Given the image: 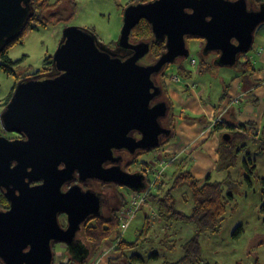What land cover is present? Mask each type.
Segmentation results:
<instances>
[{"label": "water", "instance_id": "obj_1", "mask_svg": "<svg viewBox=\"0 0 264 264\" xmlns=\"http://www.w3.org/2000/svg\"><path fill=\"white\" fill-rule=\"evenodd\" d=\"M30 13L31 0H0V50L21 34ZM141 18L155 39L165 41L164 51L148 64L140 60L149 54L150 41L129 40ZM263 22L264 5L249 8L247 0L140 1L125 8L115 45L130 50L126 56L101 44L91 30L65 28L52 55L58 74L19 80L2 114L4 128L26 138L0 137V187L10 202L0 210L1 263L52 264L53 243L86 254L71 243L82 224L101 214L99 197L78 185L62 190L63 184L77 171L81 181L145 188L144 174L122 170L114 151H149L169 134L159 122L167 103L150 105L162 91L152 76L189 56L188 38L202 40L204 53L216 52L219 64L233 66L250 50ZM59 214L66 217L65 227Z\"/></svg>", "mask_w": 264, "mask_h": 264}, {"label": "rangeland", "instance_id": "obj_2", "mask_svg": "<svg viewBox=\"0 0 264 264\" xmlns=\"http://www.w3.org/2000/svg\"><path fill=\"white\" fill-rule=\"evenodd\" d=\"M54 1L55 0H49V3H53ZM129 1L130 0H74V13L71 17L49 22L46 25L32 22L34 25L33 28L25 30L17 40L7 46L6 54L14 63L9 65L12 71L10 74L5 72L0 66V112L3 109L5 98L12 90L16 81L24 76L34 74L37 70L42 68L44 59L54 54L63 37L65 28L68 26H78L91 30L97 36L99 42L108 47L117 45L123 24L124 10L129 5ZM247 1L249 6L251 2L249 0ZM252 6L255 8L254 5ZM59 7L61 8L60 13L62 15H68L70 13L71 9H69L68 0H62ZM132 42L135 43V41ZM186 43L189 56L185 58V62L188 71L191 72L187 75L180 73L176 65L182 59H177L174 63L164 68L162 80L159 73L153 76L156 83L163 89V97L166 95L164 90L165 86L167 92L166 96L171 101L172 105L169 104L172 107L171 111L175 120V137L157 148V156L159 158L161 156L162 159H165V161L161 160L164 163L162 162L160 165L162 172H166L165 178L169 176L171 178L175 169L178 168L179 164H182L181 162L184 159L183 156H178L174 160L171 155L170 158H172L174 162L168 165L166 163V158H163L161 154V152L165 153L168 145L176 141V130L179 121L191 120L200 124H205L207 120L209 121L212 119L213 113L215 116L218 114L219 110L222 109V104L228 103L229 99L233 98V96L242 89V83L237 84L242 80L239 75L240 72L236 67L219 64L217 62L218 55L216 52L202 53L204 44L200 47L199 39L188 38ZM261 52L264 53V22L255 29L252 47L245 54L252 64H254L255 68L251 79L260 84L250 87V91H245L242 99L243 102L239 104V107H234V115L236 114V118H239L238 110L240 109L242 114H246L248 106L256 99L254 106H261V108L258 109V107H254L253 114L256 115L255 120L258 121L259 124L264 125V62L256 60L259 58L258 54ZM244 57L245 56H242L240 59L242 60ZM251 57H254L253 60ZM201 59L207 63V67H203V69L199 71ZM151 61L153 60L147 56L140 60V62L144 64ZM257 71L259 75H257ZM176 76H178L180 80ZM172 78L176 79L178 82ZM186 83L193 89L186 87ZM234 88H237V91H235ZM197 90H202L203 95L199 96ZM204 107L210 108L209 114L202 112L203 109H207ZM210 114H212V116L208 119L207 116ZM188 117H195L197 120H192ZM252 131V138L257 140L255 132L258 131H253L254 133ZM198 132L199 130L197 127H194V134ZM223 132L227 131L219 130L215 131L213 134L217 139V144L215 145L216 151ZM210 147L204 144V146L197 151L203 158L202 164L205 169L202 168V170L204 175L195 174L198 178L194 174L193 175L200 181L205 180V178L209 176L212 181L222 183L224 193L226 195L228 193L231 194L232 199L227 204V212L219 227V232L214 234L203 233L199 237L202 258L201 264H255L256 262L258 264H264V214L260 212V205L264 200V192H262L261 181L259 180L260 177L264 178V151L257 150L256 145L248 144L249 159L256 166V173L253 175L243 167V160L246 159V155L245 153L241 154V152L237 155L238 161H236L235 166L219 170L217 167L218 154L217 158H215ZM205 151L207 152L205 153ZM153 152L152 150L141 154L137 163L139 164L140 160H152L154 157L152 158L150 156ZM203 152L205 154H203ZM194 165H199L197 158L190 162L188 169L192 170ZM182 167H184L183 164ZM170 178L165 189L170 185ZM116 190L122 192L127 191V189L120 186H117ZM102 196L107 199V202L103 205L101 215L102 217H106L109 211L118 205L120 194H115V189L111 186L105 188V193H102ZM175 197L176 207L185 213H190L192 200L189 191L182 188L175 192ZM145 215L154 218L149 232L150 240L139 245L132 250V252L140 254L144 258V264H160L163 260L174 261L181 257V244L191 237L194 226L188 224L169 225L164 222L161 223L157 220L154 204L150 202L137 211L129 226L122 232V239L132 241L136 237V233L143 224ZM178 226H181L182 229H179ZM238 227H241L240 232ZM177 228L179 232L176 231ZM108 244H113L112 239L104 240L101 248L95 255L102 252ZM170 244H175L174 248L170 249ZM64 248L65 246L62 244H56L54 247L56 251H63ZM66 249L68 248L66 247L64 252ZM152 253H156L157 257L150 256ZM86 254L87 261H91L94 256H88V252ZM111 255H113V252ZM58 256L57 254L55 261H58ZM72 256L77 258L78 255L72 253ZM74 263L77 264L76 262Z\"/></svg>", "mask_w": 264, "mask_h": 264}, {"label": "trees", "instance_id": "obj_3", "mask_svg": "<svg viewBox=\"0 0 264 264\" xmlns=\"http://www.w3.org/2000/svg\"><path fill=\"white\" fill-rule=\"evenodd\" d=\"M61 1L62 0H55L53 3H49V0H31V13L27 21L24 23L20 35H22L25 30L33 28V23L46 25L49 22H55L59 19H67L71 17L74 13V0H68L69 9H71L68 15H62L60 13L61 8L59 7V4ZM140 1L146 2L149 0H130L128 4ZM249 1L251 2V4L249 5L250 8H253L252 5H254L255 7H258L261 4L264 5V0ZM20 35L12 42L17 40ZM129 40L135 42L150 41V51L147 57L151 58L152 60L157 58L165 48V41L163 39L159 40L154 38L151 30V25L149 21L144 18H141L133 26L130 31ZM200 41L202 42V40ZM12 42L5 45L0 50V66L5 72L9 74L12 73L9 65L13 64L14 62L7 56L6 49L7 46ZM202 53L204 52L202 51ZM242 56L245 57L241 60L240 57ZM51 67L52 56L44 59L43 66L40 70H50ZM203 67L206 68L207 63L203 59H201L199 71H201ZM233 67H236L240 72L239 75L241 76V82L242 84H244V86L250 88L260 84L259 82L251 79L255 68L250 59L246 57L245 54L239 56ZM176 68L180 73L184 75H187L191 72L187 69L185 59L179 61V63L176 65ZM40 70H37L36 74L40 72ZM164 90L167 95L165 86ZM168 101L171 104L169 98ZM188 118L197 120L195 119V117ZM210 124V135H213L215 131L219 130L227 131L223 133L228 134L227 140H223L221 136L219 142V146L217 149L218 169L222 170L235 166L236 161H238L237 155H239V153L241 152V154L245 153L246 155V159L243 160V167H245L249 173H252L254 175L256 173V166L249 159L248 144L256 145L257 150L264 151V125H261L259 127L254 123L248 122L246 124H238L237 126H234V124H230L229 120H226L224 118L222 119V121H217ZM252 130L258 131L255 132V134L257 135V140H254L252 138ZM173 137H175V122L173 123V131L171 135L164 143L169 142V140ZM159 159H161V157ZM155 161L156 160L153 159L151 162L147 160L141 162L142 166L149 171V175H147L145 179V187H147V185L150 183H152V185L149 186L147 190L146 201L139 206L137 211L150 202L154 204L157 213V220H159L161 223L164 222L169 225L188 224L194 226V231L191 237L181 244V257L174 261L163 260L160 264H201L202 258L199 237L203 233L214 234L219 232V227L224 219V215L227 212V204L232 199V195L229 193L226 195L222 188V183L212 181L209 176L203 181L198 180L194 177L189 169H183L182 164H179L178 168L175 169V171L171 175V178L170 176L168 178H165L166 172H162L160 167L156 168L155 170L152 168V165ZM173 162L174 161H168V163L170 164ZM169 178L170 185L165 189V186L169 182ZM259 180L261 181L262 192H264V178L260 177ZM182 188L187 189L191 196L192 208L190 213H185L184 211L176 207L175 192ZM129 193L130 191L125 195L120 194L118 205L109 211L108 216L102 217V215L100 214L94 217L93 220L87 221L82 225L79 232L86 244L80 245L83 249H87L88 256H94L95 253H97L101 248L104 240L112 239L114 244L112 248L113 255H111L107 259L106 264H144V258L140 254L132 252V250L150 240L149 232L151 230V225L153 224L154 218H151L149 215H145L143 224L136 233V237L132 241L123 240L122 234L119 229V212L127 205V195ZM7 206L8 202L3 196L2 190L0 189V209H5L7 208ZM260 212L264 214V200L260 205ZM238 230L240 232L241 227H238ZM176 231L179 232L178 228ZM55 245L56 244H53L52 246V250L54 251L52 264H75L74 262H76L77 264L88 263L86 259L87 254H78L76 253V251H70L69 249L65 250V259L59 260L58 262L55 261ZM174 246L175 244L169 245L170 249L174 248ZM72 253H75V255L77 254V258H74L72 256ZM150 256L157 257V254L152 253V255ZM0 264H2L1 261ZM255 264L258 263L256 262Z\"/></svg>", "mask_w": 264, "mask_h": 264}, {"label": "crops", "instance_id": "obj_4", "mask_svg": "<svg viewBox=\"0 0 264 264\" xmlns=\"http://www.w3.org/2000/svg\"><path fill=\"white\" fill-rule=\"evenodd\" d=\"M203 44H204V42L200 41V47ZM258 55H259L258 56L259 58L256 60L264 62V53L261 52ZM253 58L254 57H251L252 60H253ZM257 75H259V72L257 73ZM176 77H178V76H176ZM178 79H179V77H178ZM174 80L177 81L176 79H174ZM239 83H242V82L239 81L237 84H239ZM185 86L188 87L189 89H193L187 83L185 84ZM235 91H237V88L235 89ZM245 91H250V88H247V87L245 88L244 84H242V89L239 92H237V94L235 96H233V98L229 99L228 103L222 104L223 106L221 105L222 109H224L225 106H228L227 111L224 114L223 118L226 120H229L230 124H234V126H237L238 124H246L248 122H251V123H254L256 126L260 127L261 124H259V122L255 120L256 115L253 114L254 107H258V109L261 108V106H254L256 99H254L253 102L250 104V106H248V111L246 114H242V111L238 108L239 109L238 110V114H239L238 117L239 118H236V114L234 115V107H236V106L239 107V104L243 102L242 99H243V94ZM197 94L199 96H202L203 91L197 90ZM204 108H207V109H203L202 112L209 114L210 108L209 107H204ZM211 116H212V114L208 115L207 118L210 119ZM214 116H215V114L213 113L212 119L209 121L207 120L205 122V124H200L196 121H191V120L179 121V123L177 124V130H176V132H177L176 141L167 146L165 153L161 152V154L163 155V158H166V160H168L169 162H172V158H174V160H175L176 157H178V156L182 157L183 156L184 157L183 162H182V164L184 165L183 168H187V169L189 168L190 162L194 161L197 158L199 165H194L192 170L191 169H189V170L191 172L193 171L192 174H194V175L195 174H203L204 175V172L202 170V168L205 169L204 165L202 164L203 158L201 155H199L197 153V151L200 148H202L204 146V144H205V146L209 145V147L211 146L210 149H212V154L214 155L215 158H217V151L215 148L216 147L215 145L217 144V139H216L215 135L209 134L210 129H211L210 123H212L214 121V118H215ZM194 127H197V129L199 130L198 133L194 134ZM206 152L207 151H205V153ZM205 153L203 152V154H205ZM169 154H170V156H169ZM171 155H172V158H170ZM150 157H152V158L154 157L153 159L156 160L154 162V164L152 165V168L154 170L156 168H158V166L160 167V165L163 162L161 160L165 161V159H162L161 156H160L161 159H159L157 154H156V156L154 154H152ZM168 161L166 163L169 165L170 163H168ZM196 177L198 178V176H196ZM178 228L182 229L181 226H178ZM113 245L114 244L106 245L104 250L102 252H100L99 254L94 255V257L91 259V261H89L87 264H106L107 258H109L110 255L112 254ZM64 249H63V251L62 250H59V251L55 250V258L57 256V254L59 255L58 261L65 259Z\"/></svg>", "mask_w": 264, "mask_h": 264}, {"label": "flooded vegetation", "instance_id": "obj_5", "mask_svg": "<svg viewBox=\"0 0 264 264\" xmlns=\"http://www.w3.org/2000/svg\"><path fill=\"white\" fill-rule=\"evenodd\" d=\"M255 8H258V7H255ZM110 48H111L112 51H115L118 55L126 56V55H129L131 53L130 50H127V49H119V48L117 49L115 46H112ZM153 61L148 62V63H152ZM148 63H146V64H148ZM57 74H58L57 70L55 69L54 66H52L50 68V70H40V72H38L37 74L36 73L35 74H30L28 76H24V77L20 78L19 80L26 79V78L45 79V78L54 77ZM159 74H160V78L162 80V77L164 75V71L161 72V73H159ZM152 79L154 80L153 76H152ZM172 79H174V78H172ZM18 81H16V83ZM16 83H15V85H16ZM15 85L12 87V90L9 92V94L5 98V100H4L5 102H3V109L0 112V137H3V138H5L6 140H9V141L24 140L26 138V136L24 134H22V133L15 132V131H8L7 129L4 128V125H3V122H2V114H3V111H4L5 107H6V105L9 103V101H10V99H11L13 93H14ZM162 94H164L163 93V89H162L160 95L158 97L152 99V101L150 103V105H153L154 103H156L158 101H164V102L167 103V106L169 107L168 108V112L166 113V115L164 117H162L160 119V121H159L160 124H161V126L169 131V134L168 135H162L160 137V145H159V147H161L163 145V143L167 140V138L171 135V133L173 131V123H174V118H173V114H172V111H171L172 110V107L170 106V104H169V102L167 100L168 99L167 96L164 95V97H163ZM130 134L132 136H134L135 138H139L140 137V134L137 131H134V132H132ZM159 147H157V148H159ZM157 148L151 149L149 151H152L153 150L154 151L153 154L156 156V154L158 153V149ZM146 152H148V151H143V150H139V149L138 150H135L133 153H129L128 151H126L124 149H122V150H115L114 151V155H116V156H118L120 158L119 161L116 164L122 170H124V171H126L128 173H138L139 172V173L144 174V176H145L144 177V180H145L146 179V176L149 175V171H148V169L144 168L142 166V164L140 163V162H142L144 160H140L139 161V164L137 163V161H138L139 156L141 154H143V153H146ZM152 160L151 159L150 160L148 159L147 161L151 162ZM14 164L15 163L12 162L10 164V166L12 167V166H14ZM111 165H112L111 163H107L104 166L105 167H109ZM134 165H135V168H134ZM58 167L59 168H62L63 167V164L59 165ZM29 170H30V168L27 169V171H29ZM41 181L42 180H40V181L39 180L38 181H32V182H30V185L39 184ZM74 185L80 186L82 190H92V191H94L98 195L99 202H100V213L102 212V208H103L104 203L107 202V199L104 196H102V193L103 194L105 193V188H108V187L113 186V188L115 189V194H118L119 193V194H124V195L126 193H128L129 191H133V190L128 189L125 186H120V185L114 184V183H101L99 181H95V180H92L90 178H87V179L81 181L79 179V174H78L77 171L74 173V178L72 180H70V181H68V182H66V183L63 184L62 190H67L68 188H70L71 186H74ZM117 186L123 187V188L127 189V191L126 192L118 191V190H116V187ZM0 189L2 190L3 196L5 197V199L8 202V206H7V208H8L10 202L6 198V196L4 195V189L2 187H0ZM7 208H5V209H7ZM5 209H0V210H5ZM58 217H59L60 225L62 227H65L66 226V217H65V215L64 214H59ZM93 219L94 218H90L87 221H90V220H93ZM80 229L77 231V233L75 235V238H74V240H73V242L71 244H86L85 241L83 240V238L81 237V235L79 234ZM53 244H63V243H53Z\"/></svg>", "mask_w": 264, "mask_h": 264}, {"label": "built area", "instance_id": "obj_6", "mask_svg": "<svg viewBox=\"0 0 264 264\" xmlns=\"http://www.w3.org/2000/svg\"><path fill=\"white\" fill-rule=\"evenodd\" d=\"M228 106H225L224 109H220L218 114L214 118V122L222 121L224 114L227 111ZM162 170V169H161ZM152 183L148 184L147 187L140 191H130L127 195V205L121 209L119 212V229L122 232L129 226L131 220L134 218L137 209L142 203L147 199V190Z\"/></svg>", "mask_w": 264, "mask_h": 264}]
</instances>
